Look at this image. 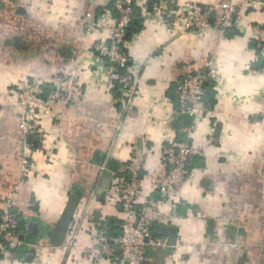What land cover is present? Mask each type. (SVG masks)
<instances>
[{
    "label": "crops",
    "instance_id": "0c3cea01",
    "mask_svg": "<svg viewBox=\"0 0 264 264\" xmlns=\"http://www.w3.org/2000/svg\"><path fill=\"white\" fill-rule=\"evenodd\" d=\"M174 1L178 6L226 1L241 15L231 31L213 26L194 33L172 28L155 8L144 14L142 31L127 44L137 92L130 106L113 99L112 86L94 68L91 47L107 40V21L90 29L84 16L91 11L101 18L108 10L104 0L0 3V212L17 186L15 208L28 220L26 234L43 230L48 235L68 200L77 201L68 229L76 231L75 245L67 246V232L60 246L48 239L35 244L41 247L36 262L3 255L0 264H89L84 250L94 247L95 215L122 220L115 193L107 191L124 179L123 172L142 174V195L149 202L145 219L154 224L155 234L162 238L173 226L185 243L177 252L149 249L147 264H264V65L255 45L264 12L246 8L251 0ZM207 66L218 73L212 105L196 121L182 122L203 167L192 168L173 192L181 217L170 218V210L156 203L151 177L166 172L160 152L176 138L180 124L175 82ZM70 70L79 77V90L44 126L54 155L48 159L33 152L34 168L22 178L20 108L11 90L28 81L56 86Z\"/></svg>",
    "mask_w": 264,
    "mask_h": 264
},
{
    "label": "built area",
    "instance_id": "2783aa9c",
    "mask_svg": "<svg viewBox=\"0 0 264 264\" xmlns=\"http://www.w3.org/2000/svg\"><path fill=\"white\" fill-rule=\"evenodd\" d=\"M113 9L117 16L113 17L111 11L104 10L102 17L94 15L89 11L85 14V21L90 29L97 28L106 19L107 33L105 41H96L91 47L95 62L94 68L100 72L110 86L117 81L121 84L122 97L120 101L130 106L137 94L135 82L132 79L129 70L128 74H120L115 65L124 67L127 57L121 52L120 45L126 46L123 38L125 27L130 21L132 14V5L139 4V0H111ZM13 0H0L1 4H11ZM110 0H104L105 7ZM145 0H143V3ZM168 4V6H166ZM157 16L162 18L166 24L172 28H178L183 32L202 33L212 28L209 22V16L216 13L218 29L225 31L230 27H235L240 19V10H237L229 2H222L218 5L205 6L204 9L189 1L178 6L174 0H159L154 6ZM246 8L252 11L264 12V0H251L246 4ZM143 14L148 15L146 9L142 6ZM264 25L256 30V43L260 52V58L264 60ZM106 40V41H107ZM106 58V60H105ZM105 60V61H104ZM78 75L74 70L68 71L64 77L60 78L55 88L46 96L45 100L37 96L42 94L41 84L34 82H19L11 90V94L17 99L20 115L18 117V130L21 135V152L18 158L20 173L22 178H27L32 171V154L39 151L48 159L53 157L51 145L46 143L44 138L45 121L53 122L57 111L69 105L73 93L79 90ZM208 79L217 82L218 73L212 66H207L194 73L185 74L175 82L176 96V114L183 115L192 120H197L205 111V83ZM39 134L40 148L31 151L27 143V137L31 134ZM175 140V139H174ZM169 143L161 149L160 156L167 166L166 172L156 177H151L153 187L158 192L159 199L157 205L167 208L170 211L167 216L170 218H179V202L173 200L172 194L181 189L188 173L186 171L187 161L193 156L198 155L196 151L187 142ZM115 193L116 200L120 204L122 220L120 224V234L108 242L104 234H99L95 228L90 232L91 248L84 250V259L89 264H147L148 250H159L162 252H172L184 248V240L175 238L170 245L167 238H154L150 224L145 219L149 202L142 195L141 179L134 177L129 180L122 178L112 183L107 191V195ZM18 195L17 186L13 187L6 195L3 207L0 212V252L4 256H11L22 241L19 239L20 233L17 231L18 220L16 213L12 210L15 206V200ZM163 218V217H162ZM75 230L68 231L67 246L76 244ZM35 251L32 262L39 259L41 247L28 245ZM90 260V261H89ZM31 262V263H32Z\"/></svg>",
    "mask_w": 264,
    "mask_h": 264
},
{
    "label": "trees",
    "instance_id": "16d2710c",
    "mask_svg": "<svg viewBox=\"0 0 264 264\" xmlns=\"http://www.w3.org/2000/svg\"><path fill=\"white\" fill-rule=\"evenodd\" d=\"M159 2V0H145V2L140 6V5H136L133 4L132 5V14L130 15V21L128 22L127 26L125 27V35L123 38L124 43H128L130 42V40L137 35L138 33H140L143 29V24H144V14L141 10L142 6L146 9L147 12H151L154 8L155 5H157V3ZM113 1L110 0L109 4L107 5V9H109L113 15V17L117 16V12L113 9L112 6ZM199 7H201L202 9L205 8L204 5H199ZM98 11H101L100 9H98ZM217 17H216V13L213 12L212 14H210L209 16V22L211 24V26H215L217 27ZM218 28V27H217ZM233 28L235 27H230L227 30L223 31L228 32L231 31ZM264 28V26H263ZM106 44H109L110 41H105ZM255 43V41H254ZM255 45L257 46V43H255ZM121 48V52L127 57V62L125 63L124 67H120L118 65H115V67L117 68V71L120 74H128L127 70L130 66H132V61L131 58L128 54V49L126 48V46L120 45ZM258 51V48H256ZM92 52L95 54L96 52L92 50ZM259 55V51L257 52ZM106 60V58H105ZM104 60V61H105ZM260 63L264 65V60L263 59H259ZM31 82V81H29ZM216 87V82L214 80L208 79L205 83V108L208 106V104H211L210 98L212 95V91L213 89ZM55 88V85L51 84V83H43L41 85V90H42V94L38 95L37 97L45 100L47 94ZM121 84H119L117 81L113 82V86L111 88V94L112 97L115 101H118L119 99H121L122 94H121ZM174 109L176 111V96L174 95ZM116 106L120 107V103L117 102ZM177 118L180 122L179 126L177 127V135L176 138L174 140V142L176 143H183V142H187L188 144L191 145V140L187 134V132L182 131V122L187 118L183 115H178L176 114ZM27 143L29 145V148L31 151H35L37 149L40 148V143H39V134L35 133V134H31L27 137ZM167 146V144L165 145ZM203 167V160L200 156L198 155H193L186 164V171L189 173L191 171L192 168L194 167ZM121 176L124 177V180H129L132 179L134 177L140 178L142 177V174L139 172L136 176L132 175L129 176L128 172H123L120 173ZM12 210L16 213V218L18 220V224H17V231L21 234H24V240L22 242V244L12 252V258L16 261L19 262H23V263H31L32 260L34 259L35 256V251L32 247H29L28 245H35L38 242H42L43 240H47V233L46 231H38L37 235H28L25 232V228H26V223L28 222V220L24 217L21 216V214H19V212L16 210L15 206L12 208ZM181 212V210L179 209V213ZM93 221L96 223V231L99 234H104V236L106 237V239L108 240L109 243H111V240L113 238H116L119 234H120V224L121 221L113 218V217H107V218H103V220H99L98 219V215L93 218ZM151 225V231H152V236L154 238H160L158 237L155 232H154V224H150ZM162 238H170L173 241L175 240V238L177 237V232H176V228L175 227H171L169 228L166 232H164V236H161ZM2 253L0 252V258H2Z\"/></svg>",
    "mask_w": 264,
    "mask_h": 264
},
{
    "label": "water",
    "instance_id": "95a60500",
    "mask_svg": "<svg viewBox=\"0 0 264 264\" xmlns=\"http://www.w3.org/2000/svg\"><path fill=\"white\" fill-rule=\"evenodd\" d=\"M76 204L77 201L73 198H70L56 224L50 229L47 239L52 245L60 246L64 242L72 221V217L76 210ZM158 229H161V227ZM19 239L23 240L24 235H20ZM172 242L173 240L169 239V243Z\"/></svg>",
    "mask_w": 264,
    "mask_h": 264
}]
</instances>
